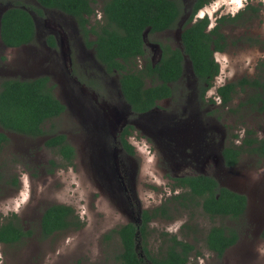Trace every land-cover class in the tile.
I'll return each mask as SVG.
<instances>
[{"label": "rangeland", "instance_id": "obj_1", "mask_svg": "<svg viewBox=\"0 0 264 264\" xmlns=\"http://www.w3.org/2000/svg\"><path fill=\"white\" fill-rule=\"evenodd\" d=\"M20 1L33 15L39 35L36 43L21 49L6 50L0 43V87L8 78L50 76L58 84L57 98L67 103L69 109L45 124L43 137L7 134L10 142L0 153V224L18 215L26 230L34 231V236L21 244L2 247V264H117L122 244L112 232L137 222L139 208L134 201L142 208H154L168 198L175 178L192 174L215 176L223 186L245 194L250 200L249 211L241 219L231 220L208 217L199 208L192 211V221H188L190 214L182 212L174 221L152 223V252H164L170 238L177 235L196 248L191 264H264V167H257L256 159L245 157L239 167L227 170L222 168L220 157L228 133L242 136L250 130L264 138V114L250 108L258 91H238L230 110L201 103L196 98L192 64L186 58L185 77L174 86L175 97L163 101L146 116L132 117L120 94L119 76H107L96 63L94 52L85 48L76 19L59 11L44 10L36 0ZM96 1L99 8L105 2ZM183 1L186 13L177 29L145 35L147 56L154 64L161 57L160 45L183 48L182 33L195 0ZM248 5L257 11L243 12ZM11 6L0 3V20ZM36 10L44 11V17L40 18ZM242 13L245 14L238 23L228 22L220 31L228 38L225 52L215 54L220 65L217 82L222 86L243 79L264 83V0H217L204 7L197 17H208L211 30L216 18H233ZM50 34L56 35L59 49L48 45ZM73 61L77 62V69ZM144 63L137 62L139 67ZM82 76L87 80L99 79L101 92L83 88L86 86L78 80L85 79ZM167 119L171 135H179L183 140L184 157L167 152L168 139L164 143L151 135L152 132L160 138L168 137L170 132L161 131ZM158 122L162 123L156 127ZM130 123L135 126L132 143L137 155L133 158L115 144L119 130ZM208 128L211 145L205 155L203 151L198 154L194 145L190 146V138ZM57 134L66 135L76 149L73 166L67 167L57 152L46 146L47 140ZM52 161L56 168L51 166ZM127 177L133 179L134 201L129 192L122 191L120 181ZM13 178L23 181L21 193L11 186ZM56 204L71 206L83 227L44 238L43 214ZM213 227L235 229L240 236L238 244L222 260L207 248V234Z\"/></svg>", "mask_w": 264, "mask_h": 264}, {"label": "trees", "instance_id": "obj_2", "mask_svg": "<svg viewBox=\"0 0 264 264\" xmlns=\"http://www.w3.org/2000/svg\"><path fill=\"white\" fill-rule=\"evenodd\" d=\"M42 7L60 10L75 17L85 36H89L87 26L94 13L91 0H36ZM215 0H196L194 12L182 33V49L173 48L168 44L161 45V59L154 64L147 56L145 33L164 32L176 28L185 12V5L180 0H109L104 8L105 25L92 28L97 35V56L108 71L116 70L120 74L121 90L132 112L135 115L145 114L158 106V102L174 95L169 84L177 83L184 74L186 58L191 62L195 75L201 84L212 82L220 73V65L215 54L225 52L227 37L220 31L228 22L238 23L244 13L234 18L223 17L217 26L209 30L208 17L194 21V14ZM1 4L12 5L2 15L0 21V38L7 47H21L35 40L36 26L31 13L20 0H0ZM249 9L257 11L253 7ZM248 9V10H249ZM42 15L41 10H36ZM52 40V38H51ZM55 46V43H49ZM91 47L92 44L89 43ZM139 58L145 59L142 69L138 67ZM152 81L148 86L146 81ZM248 82V81H246ZM49 77L31 80L4 79L0 87V153L9 144L8 133L30 138L46 135V123L60 118L66 112L50 85ZM243 83L228 84L218 90L226 106L232 101V94ZM264 87V85H262ZM207 88V89H208ZM206 88H203V92ZM253 135V133H251ZM256 144L255 152L264 155V140L252 139ZM46 146L57 152L67 163L73 166L76 152L63 134H57L46 142ZM133 153L132 146L125 144ZM239 152L234 148H226L223 156L228 166L237 163ZM51 166L56 168L54 161ZM177 186L188 189V196L198 199L205 214L212 218L230 216L235 220L245 212L247 200L244 196L221 187L217 180L207 176H194L176 179ZM157 210L156 212H159ZM144 213L143 224H128L113 231L122 244V251L117 264H191V257L196 248L189 242L172 236L170 244L164 252L155 255L150 249L151 218ZM17 222L7 219L0 224V243L14 244L24 238L31 237L30 232ZM170 219V218H169ZM83 227L79 216L71 206L56 204L50 206L43 214L41 230L44 238L58 232L79 230ZM264 239V232L262 234ZM239 234L235 229L213 227L207 234L206 244L210 252L220 260L225 253L235 246ZM201 256L200 253H196Z\"/></svg>", "mask_w": 264, "mask_h": 264}, {"label": "flooded vegetation", "instance_id": "obj_3", "mask_svg": "<svg viewBox=\"0 0 264 264\" xmlns=\"http://www.w3.org/2000/svg\"><path fill=\"white\" fill-rule=\"evenodd\" d=\"M92 1V5H93V8H94V13L93 15L91 16V18L89 19L90 20V24L87 26L88 28V31H89V36L86 37L84 32L82 31V29L80 28L79 26V23H78V20L69 15V14H66L60 10H56V9H48V8H44L42 7L37 1V3L44 9V10H47V11H59V12H62L64 13L65 15H68L69 17H72L74 19H76L77 21V24H78V28L79 30L81 31L82 35H83V41H84V45H85V48L88 49L89 51H93L94 52V59L96 61L97 64H99L105 71V74L107 76H113V75H118L119 76V90H120V94L123 98V100L125 101L126 105H128V107L130 108V112L132 113V117H135L137 115H135L133 112H132V109H131V106L129 105V103L127 102V100L125 99L124 95H123V92L121 90V83H120V74L114 70L113 72H110L108 71L107 67L102 63L101 60H99L98 56H97V45H96V42L98 40V37L96 34H94L92 32V28L95 27V28H101L102 26L105 25V12H104V8H105V5L106 3L109 1V0H105V2L102 4V7L99 8L98 7V3L96 0H91ZM173 1H176V0H173ZM183 2V4L185 5L184 1L183 0H180ZM217 1V0H215ZM215 1H213L212 3H214ZM247 1V0H246ZM195 2L196 0L194 1L192 7H191V13H190V16H189V19L188 21L190 20V18L192 17L193 15V12H194V5H195ZM211 3V4H212ZM249 7H252L250 5H248L246 7V9L243 11V12H247ZM42 11V10H41ZM201 11V10H200ZM200 11H198L196 14H194V21L193 22H196L197 20H199V18H197L199 16V13ZM30 12V11H29ZM43 14L40 15L38 14V16L40 18H43L44 17V11H42ZM185 13H186V7H185V12H184V15L181 17L180 21L182 20V18L185 16ZM245 14V13H244ZM32 15V14H31ZM240 15V14H239ZM33 16V15H32ZM237 17V16H235ZM34 18V17H33ZM223 18L222 16L219 17V18H216V21L217 23H215L216 25L212 28L214 29L217 24H218V21L219 19ZM230 18V17H228ZM234 18V17H233ZM1 21V20H0ZM35 21V19H34ZM180 21L178 22L177 24V27L180 23ZM188 23V22H187ZM35 26H36V34H35V40L30 43V44H26V45H23L21 47H7L3 44L2 40H0V43L2 44L1 46L4 48V49H11V50H15V49H21V48H24V47H28V46H31L33 45L34 43L37 42V39H38V35H39V26L38 24L36 23L35 21ZM176 28H172V29H169V30H166L164 32H159V33H156V34H163V33H166V32H169V31H173ZM211 29V30H212ZM184 30V29H183ZM149 33V30L145 33V35ZM145 35H144V39H145ZM52 38V40H51ZM94 38V39H92ZM47 43L48 45L54 49V50H57L59 49V46H58V43H57V39H56V35L54 34H50L48 37H47ZM49 43H55V46H52L51 44ZM89 43L92 44V46L90 47L89 46ZM146 43V41H145ZM1 48V47H0ZM160 48H161V45H160ZM161 55H162V51H161ZM161 59V57H160ZM141 60H144V58H139L138 61H141ZM216 60V59H215ZM137 61V62H138ZM160 61V60H159ZM73 64L75 66V69L78 68V65H77V62L76 61H73ZM157 64V63H156ZM264 64V62L262 63V65ZM145 65V63H144ZM144 65H141L139 68L142 69L144 67ZM193 72V75L196 79V84H197V87H196V90L195 93H196V98H198L200 100L201 103H209L210 105H215V106H218V107H223V108H228L231 104H232V101L234 99V96L235 94L238 92V91H241V92H246L247 90H256L258 91L257 95L251 100V105H250V108L251 109H257V111L259 113H262L264 114V87H262V85H264L263 82L259 81L258 79H243L237 83H234V84H238V83H243L241 86H238L236 88V92L232 94V101H230V103H228L226 106L223 104V99H222V96L219 95L218 93V90L228 84H225V85H219L218 82H217V77L214 79V81L212 82V86L210 88L209 85L206 83V84H201L199 78L195 75L194 71ZM41 77H49L50 80H51V83L50 85H53L55 86L54 87V92L56 93V90H57V87H58V84L56 82L53 81L52 77L50 76H41ZM82 77H85V79H81V78H78V80L86 87H83V88H86V89H89V90H92L93 93L97 92V93H100L101 92V89L103 88L102 86V83L99 79H94V78H90L89 80H87V77L86 76H82ZM185 77V71H184V74L183 76L181 77V79L177 82V83H174V84H169L171 86L172 89H174V95L170 98H167V99H164L160 102H158V106L153 109L152 111L148 112V113H145V114H139V117L140 116H146L148 114H150L151 112H153L154 110L158 109L159 108V105L160 103H162L163 101H167V100H171L175 97V92H176V89L174 88L175 85H177L178 83H180L182 81V79ZM37 78H40V77H37ZM37 78H33V79H37ZM8 79H21V80H31V79H24V78H8ZM248 81V82H246ZM147 85L148 86H151L152 84V81L150 79H148L146 81ZM229 84H233V83H229ZM203 88H206V90L203 92ZM208 88V89H207ZM259 91H261V93H259ZM60 100V99H59ZM62 104H64L66 106V112H68V109H69V106L67 103H63L61 101ZM229 109V108H228ZM230 110V109H229ZM65 112V113H66ZM64 113V114H65ZM162 122H158V123H155V126L158 127ZM170 120H165L163 122V125H162V128H161V131H166V132H170L172 131L170 129ZM210 129L208 128L207 130L205 131H202L198 134V135H194L192 134L191 136V144L190 146H193L194 145V148L196 151H198V154H201V152L205 155L206 152L205 150H207V147H209L211 145L210 141H209V136H208V133H209ZM134 132H135V126L132 125L131 123L130 124H127V125H124L118 132V134L116 135V139H115V144H116V147L125 155H127L128 157H135L137 155V150H136V147L135 145L132 143V138L135 137L134 136ZM172 132L169 133L168 137H165V138H160L159 136L155 135L154 133L151 132V135L154 139H158L164 143H166V139L167 140V143L165 144V148L167 150V152H169L170 154L172 152H175L176 154H178L180 157H184L183 155V150L185 149L184 145H183V140L181 138V136L177 135L175 137L174 134L171 135ZM251 133H253V135H251ZM229 136L227 137V141L224 142L222 148H221V152H220V157H221V160H222V168L223 169H227V170H234L236 169L237 167L240 166V163L242 162V160L245 158V157H249V158H253V159H256L257 161V167H264V155H261L260 153L258 152H255L254 149L257 148V145L256 144H250L249 142L252 141V139H255V138H258L259 140H264V138H260L254 131H250V130H246L244 132V134L241 136V135H236V134H231V133H228ZM64 135V134H63ZM66 136V135H65ZM195 136V137H194ZM66 139H67V142L70 144L69 140H68V137L66 136ZM125 144H128L130 146H132L133 148V153H131L130 151L127 150ZM71 145V144H70ZM72 146V145H71ZM226 148H234L236 149L238 152H239V155L237 156V163L234 165V166H228L227 165V161L225 159V157L223 156V152ZM51 149V148H50ZM75 149V148H74ZM75 152H76V156H77V151L75 149ZM62 157V156H60ZM75 160H76V157H75ZM74 160V161H75ZM200 175H203V176H207V177H211L215 180H217V182L219 183V185L221 187H225L223 186L220 181L215 177V176H211V175H205V174H192V175H182L180 177H178L179 179L180 178H185V177H196V176H200ZM127 176V174H126ZM178 178H175L174 181L175 183H173V185L170 186L169 188V191L167 192V194L169 193V195L167 196L168 198H165V202L164 203H161L160 205L154 207V208H142L140 203L138 201H134L136 200V192H135V189L133 187V184H132V180H129V178H123L120 182H121V187H122V191H127L130 193V196L129 197H132V200L134 201V205H137L138 208H139V215H138V220L137 222L135 223H129V224H136V225H139L141 226L143 224V216H144V213L148 212L150 215V218L152 219L151 222L148 223L149 227H150V231H151V224L152 223H155L157 221H174L177 219V214H180L182 212L184 213H188L191 215V217L188 219V221H192L193 220V217H192V211L194 209H199L201 208L200 206H198V199H195L191 196H188V192L189 190L188 189H184L182 188L181 186H177V183H176V179ZM20 182V183H19ZM10 184L11 186L15 187L19 193L22 192V187H23V181H19L18 178H13L12 180H10ZM229 190H231L232 192L236 193V194H239V195H242L246 198L247 200V208L245 210V212L240 216V218L238 219H235V220H239L241 219L242 217H244L247 212L249 211V207H250V200L248 199V197L245 195V194H241V193H238V192H235L234 190L228 188V187H225ZM21 189V190H20ZM202 209V208H201ZM157 210H160L159 212H156ZM203 210V209H202ZM204 212V210H203ZM205 213V212H204ZM207 215V214H206ZM15 216H17L19 219L20 217L18 215H14L12 217V219L10 220H13L14 222H17L16 219L14 218ZM208 217H211L209 215H207ZM170 218V219H169ZM212 218V217H211ZM214 218H227V219H231L230 216H216ZM233 220V219H231ZM5 222V220L3 221ZM2 222V223H3ZM1 223V224H2ZM20 223L21 225H23V222H21V219H20ZM128 225V224H127ZM24 226V225H23ZM26 232H30L32 235L31 236H34V231H29V230H26ZM238 232V231H237ZM264 230L262 231L261 233V239L264 241V239L262 238V234H263ZM42 233V232H41ZM239 234V233H238ZM43 235V234H42ZM41 235V236H42ZM173 236H177V235H173ZM30 237V236H29ZM28 237V238H29ZM27 239V238H24L22 239L21 241L19 242H16L14 244H11V245H7V244H4V243H0V264L3 263V257H4V254H3V249L2 247H5V246H14V245H18V244H21L23 243V241ZM150 239V237H149ZM180 240V239H179ZM239 240H240V236H239ZM238 240V242H239ZM237 242V244H238ZM236 244V245H237ZM235 245V246H236ZM233 246V247H235ZM233 247H231L230 249H232ZM151 249V248H150ZM229 249V250H230ZM227 250V252L229 251ZM226 252V253H227ZM225 253V255H226ZM225 257V256H224Z\"/></svg>", "mask_w": 264, "mask_h": 264}]
</instances>
